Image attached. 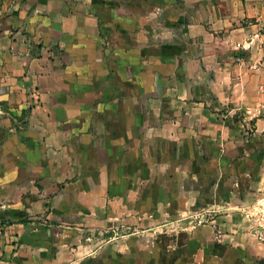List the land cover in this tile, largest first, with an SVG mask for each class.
<instances>
[{"label":"crops","instance_id":"1","mask_svg":"<svg viewBox=\"0 0 264 264\" xmlns=\"http://www.w3.org/2000/svg\"><path fill=\"white\" fill-rule=\"evenodd\" d=\"M165 203L264 256L237 213L264 206V0H0V264H81Z\"/></svg>","mask_w":264,"mask_h":264},{"label":"rangeland","instance_id":"2","mask_svg":"<svg viewBox=\"0 0 264 264\" xmlns=\"http://www.w3.org/2000/svg\"><path fill=\"white\" fill-rule=\"evenodd\" d=\"M262 204L258 203L253 209H250L251 207L241 208L237 213L246 218L245 212L255 213L260 209L264 211ZM177 205V203H165V208L160 210L164 216L159 221L157 217L160 219L162 215L154 207H149L145 213H142L139 208H133L127 214L116 213V218L104 222L102 227L95 231L94 236H91V239L84 240L89 250L86 251V257L80 263L171 264L175 260L176 264H264V256H256L246 250L237 253V248L225 241L227 233L217 222L218 218L223 216L222 209H212L203 205L196 209L186 210L181 214L177 210ZM206 210L216 211L214 217L217 228H220L222 232L223 244L217 242V233L213 235L212 243H202L193 239L190 234L194 231L192 230L193 219L183 220L181 229L173 227V221L176 218L189 217ZM256 214H253L251 224L259 226L262 223L264 225V222L256 221L259 217ZM160 221L163 223H157ZM203 226H210V224ZM178 246L186 251L175 256L173 248H178ZM197 250L202 251L199 257L196 255Z\"/></svg>","mask_w":264,"mask_h":264},{"label":"built area","instance_id":"3","mask_svg":"<svg viewBox=\"0 0 264 264\" xmlns=\"http://www.w3.org/2000/svg\"><path fill=\"white\" fill-rule=\"evenodd\" d=\"M216 211L214 210H206L200 213H194L192 215H190L189 217H185L182 218V220H186V219H193V226L192 229H195L197 227L203 226V225H207L210 224V226L213 228L214 230V234L217 233L216 235V239L218 243H223V235L222 232L220 231V228H217V224L215 221V214ZM255 213H257L256 215L259 216L258 219L256 220L257 222H264V211L263 210H257ZM252 212H245L246 218L251 220V218H253V214ZM260 226H262L264 228V225L262 223H260ZM217 230H219L217 232ZM260 239H262V232H260Z\"/></svg>","mask_w":264,"mask_h":264}]
</instances>
